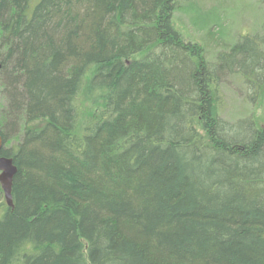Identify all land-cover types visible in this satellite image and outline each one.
<instances>
[{"label": "trees", "instance_id": "16d2710c", "mask_svg": "<svg viewBox=\"0 0 264 264\" xmlns=\"http://www.w3.org/2000/svg\"><path fill=\"white\" fill-rule=\"evenodd\" d=\"M193 1L0 0V264H264V129L219 110L227 75L260 97L264 40L208 61Z\"/></svg>", "mask_w": 264, "mask_h": 264}, {"label": "rangeland", "instance_id": "374dc122", "mask_svg": "<svg viewBox=\"0 0 264 264\" xmlns=\"http://www.w3.org/2000/svg\"><path fill=\"white\" fill-rule=\"evenodd\" d=\"M174 26L186 41L206 47L208 61H212L224 48L237 44L246 35L264 40V0H194L177 12ZM209 32L214 34L213 38L208 36ZM247 85L239 76L223 77L220 114L231 123L250 118L264 129V88L260 97L252 101L250 97L255 94ZM85 98L81 126L96 109L87 92Z\"/></svg>", "mask_w": 264, "mask_h": 264}, {"label": "water", "instance_id": "95a60500", "mask_svg": "<svg viewBox=\"0 0 264 264\" xmlns=\"http://www.w3.org/2000/svg\"><path fill=\"white\" fill-rule=\"evenodd\" d=\"M1 71V65H0ZM4 147V140L0 135V185L3 190L5 200L10 208H13V183L18 174V169L11 158L1 156Z\"/></svg>", "mask_w": 264, "mask_h": 264}]
</instances>
